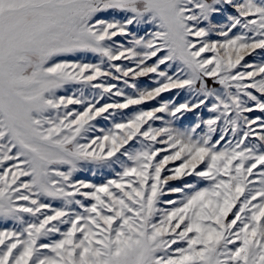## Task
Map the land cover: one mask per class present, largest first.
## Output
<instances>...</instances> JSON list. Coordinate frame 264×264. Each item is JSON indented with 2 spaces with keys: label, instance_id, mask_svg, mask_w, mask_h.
<instances>
[{
  "label": "snow or ice",
  "instance_id": "1",
  "mask_svg": "<svg viewBox=\"0 0 264 264\" xmlns=\"http://www.w3.org/2000/svg\"><path fill=\"white\" fill-rule=\"evenodd\" d=\"M0 224V264H264V0H0Z\"/></svg>",
  "mask_w": 264,
  "mask_h": 264
},
{
  "label": "rangeland",
  "instance_id": "2",
  "mask_svg": "<svg viewBox=\"0 0 264 264\" xmlns=\"http://www.w3.org/2000/svg\"><path fill=\"white\" fill-rule=\"evenodd\" d=\"M140 34L143 35V32H140ZM116 39L117 40H121L120 37H117ZM204 55L211 56L210 53H205ZM88 61L89 62H99L98 59H96V58H94L92 56L88 57ZM245 62H248V63L259 62V59L255 58L254 56H246L245 60L241 61V63H245ZM116 63L122 64V65H131V61H117ZM149 63H151V62H149ZM138 82L141 85V87H154L155 86L154 81L151 78V74L148 77H140ZM119 86L123 87L122 84H120ZM127 91L131 92L132 90L131 89H127ZM177 92L180 93L179 96L176 95ZM69 94H71L70 91L69 92L61 91L60 93H58V95H69ZM173 98L175 99L176 103H180V102H182L185 99V94L181 90H173L172 92H168V93L162 94V97H160L158 99L168 100V99H173ZM116 99H120V98H116ZM156 103H157L156 101H151L148 104L140 105V106H132L129 109L122 110V111L125 113V119H126L128 116L133 115L137 108H145V109H147V108H150V107L156 105ZM69 107L74 109V110H76V111H80L82 109L81 105H70ZM205 115L207 116L208 114L205 113ZM116 119H117L118 122H120V117H117ZM190 121H191V117H186L185 120L183 121V123L186 125V124L190 123ZM93 123H96V124H98V126L104 127V128H107V127L111 126V122L110 121H105V120H102L100 118H97V120L94 121ZM154 126L155 127L162 126V122L161 121H156ZM175 163L179 164V161H177ZM80 178L81 179H87V180H89L91 182L99 184V183H102V182H106L107 179H111V178H115V177H114V174L112 172H104V173H99V174H95V175L92 174V173H89V172H84V173L80 174ZM24 179H26V178H24ZM187 180L189 182H191L193 180V178L192 177H188ZM171 183L174 184V185H177V186H182L183 181H173ZM207 186H208V182H200L197 185V187L201 188V189L204 188V187H207ZM171 198L179 200V199H182L183 197L180 196V195H175V196H172ZM166 199H167V197H166ZM162 207L170 208L172 206H170V205H162ZM10 226L11 225H9V227ZM3 227H4V225L0 224V228H3Z\"/></svg>",
  "mask_w": 264,
  "mask_h": 264
}]
</instances>
